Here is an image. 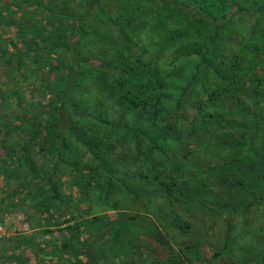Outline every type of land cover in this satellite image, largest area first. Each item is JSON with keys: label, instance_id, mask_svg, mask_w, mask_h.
Returning <instances> with one entry per match:
<instances>
[{"label": "trees", "instance_id": "16d2710c", "mask_svg": "<svg viewBox=\"0 0 264 264\" xmlns=\"http://www.w3.org/2000/svg\"><path fill=\"white\" fill-rule=\"evenodd\" d=\"M3 10L0 171L34 225L5 236V264H245L236 245L264 230V0Z\"/></svg>", "mask_w": 264, "mask_h": 264}, {"label": "rangeland", "instance_id": "374dc122", "mask_svg": "<svg viewBox=\"0 0 264 264\" xmlns=\"http://www.w3.org/2000/svg\"><path fill=\"white\" fill-rule=\"evenodd\" d=\"M2 16H3V20H4V24H0V31L1 33L5 36V10L2 11ZM2 70V69H1ZM1 70H0V100L2 101V112L5 114V84L3 83V79L4 77L1 76ZM2 91V93H1ZM3 96V97H1ZM14 114V112L12 113ZM2 126L0 124V141L2 140V137L5 134V130L2 131L1 130ZM5 137V136H4ZM5 151L0 147V156H3V158H5ZM4 154V155H3ZM11 184H8L5 188V190H7L8 188L11 189ZM2 193L0 192V199H2ZM16 206L18 207H14L15 212L12 215V212L10 211V207H9V211L7 215H10L11 223L13 226V224H17L19 225L18 228H13L11 229L8 225H6L5 223V236H10V235H14L16 232V234H18V238L21 239V234H25L27 229L29 228H33L34 225H31V222H28V225L26 224L27 222L25 221H29L32 220V217H28L29 215V211L27 210L28 208V204H26L25 202L22 203H17ZM113 212V211H112ZM114 213V212H113ZM2 221V220H1ZM264 222V220H263ZM3 223V222H2ZM30 223V224H29ZM15 229V230H14ZM15 232V233H13ZM264 230H255V231H248L246 233V236L241 239V243L236 245L235 249H234V256L233 259L236 260V263H245V264H261V259H262V252H263V247H264ZM18 240L14 239V242H19ZM27 252H29V250H27Z\"/></svg>", "mask_w": 264, "mask_h": 264}, {"label": "crops", "instance_id": "0c3cea01", "mask_svg": "<svg viewBox=\"0 0 264 264\" xmlns=\"http://www.w3.org/2000/svg\"><path fill=\"white\" fill-rule=\"evenodd\" d=\"M5 187H6L5 170H3V171H0V192L2 193L1 194L2 195V199H0V220H2L4 226H5V223H6V225H8L11 229H13V228L16 229V228L19 227L18 223L17 224L14 223L13 226H11L12 225L11 223H13V222H11L10 218H12V217H9L10 215H7V214H8V211L11 208L18 207V206H16V204L12 205V201L9 202V203L6 201L7 198L5 199V194L7 193V191H5ZM9 207H10V209H9ZM11 212H12V215H13L15 210H12ZM13 217H14V215H13ZM0 239L2 240L3 245H4L3 250L1 249V251H0V257H1V259L3 258L2 260H3V263L5 264V234L3 236H1ZM1 263L2 262H0V264Z\"/></svg>", "mask_w": 264, "mask_h": 264}, {"label": "built area", "instance_id": "2783aa9c", "mask_svg": "<svg viewBox=\"0 0 264 264\" xmlns=\"http://www.w3.org/2000/svg\"><path fill=\"white\" fill-rule=\"evenodd\" d=\"M4 234H5V226L0 220V237L3 236Z\"/></svg>", "mask_w": 264, "mask_h": 264}]
</instances>
